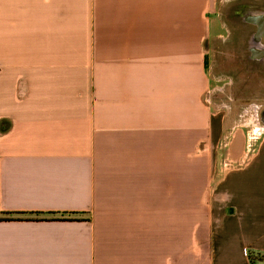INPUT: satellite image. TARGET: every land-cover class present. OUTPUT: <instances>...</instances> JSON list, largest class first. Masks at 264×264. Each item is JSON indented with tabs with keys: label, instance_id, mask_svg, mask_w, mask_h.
<instances>
[{
	"label": "crops",
	"instance_id": "crops-1",
	"mask_svg": "<svg viewBox=\"0 0 264 264\" xmlns=\"http://www.w3.org/2000/svg\"><path fill=\"white\" fill-rule=\"evenodd\" d=\"M263 8L0 0V264H264Z\"/></svg>",
	"mask_w": 264,
	"mask_h": 264
},
{
	"label": "rangeland",
	"instance_id": "rangeland-1",
	"mask_svg": "<svg viewBox=\"0 0 264 264\" xmlns=\"http://www.w3.org/2000/svg\"><path fill=\"white\" fill-rule=\"evenodd\" d=\"M224 1V0H222ZM222 14L224 12V6L221 7ZM224 18V14L222 15ZM215 58L217 59V64L214 68V72L227 74V68L230 67L227 63L226 59V51L224 48L220 49L216 54ZM226 60V61H225ZM245 64V63H243ZM238 67V66H237ZM251 67L250 71H246L244 69V65H239V72H237V83L234 89L233 94L237 97L238 95L241 96L242 94L245 95L248 99L264 101V73L262 71L256 70V68ZM224 76V75H223ZM225 78V77H224ZM247 82V83H246ZM234 96V97H235ZM241 98V97H240ZM249 101H245L240 105L234 106V115L236 112L239 111L241 106H246ZM230 138V137H228ZM229 141L226 140L224 143H228Z\"/></svg>",
	"mask_w": 264,
	"mask_h": 264
},
{
	"label": "flooded vegetation",
	"instance_id": "flooded-vegetation-1",
	"mask_svg": "<svg viewBox=\"0 0 264 264\" xmlns=\"http://www.w3.org/2000/svg\"><path fill=\"white\" fill-rule=\"evenodd\" d=\"M261 16H263V19H262V21H260L261 22V25H259V27H261L262 26V32L260 33H258V36H259V47L260 48H263V53H264V31H263V29H264V8H263V14L261 15ZM263 116L262 117H264V110H263V114H262Z\"/></svg>",
	"mask_w": 264,
	"mask_h": 264
}]
</instances>
